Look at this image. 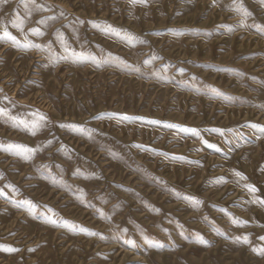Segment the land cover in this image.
Returning a JSON list of instances; mask_svg holds the SVG:
<instances>
[{
    "label": "rangeland",
    "instance_id": "rangeland-1",
    "mask_svg": "<svg viewBox=\"0 0 264 264\" xmlns=\"http://www.w3.org/2000/svg\"><path fill=\"white\" fill-rule=\"evenodd\" d=\"M0 264H264V0H0Z\"/></svg>",
    "mask_w": 264,
    "mask_h": 264
},
{
    "label": "snow or ice",
    "instance_id": "snow-or-ice-1",
    "mask_svg": "<svg viewBox=\"0 0 264 264\" xmlns=\"http://www.w3.org/2000/svg\"><path fill=\"white\" fill-rule=\"evenodd\" d=\"M5 35H7V34L5 33ZM9 38H11V37L9 36ZM250 190L255 191V189H250Z\"/></svg>",
    "mask_w": 264,
    "mask_h": 264
}]
</instances>
